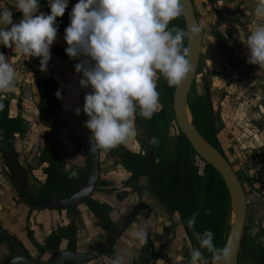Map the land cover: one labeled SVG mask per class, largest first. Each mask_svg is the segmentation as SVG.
<instances>
[{
	"label": "clouds",
	"instance_id": "9594fccd",
	"mask_svg": "<svg viewBox=\"0 0 264 264\" xmlns=\"http://www.w3.org/2000/svg\"><path fill=\"white\" fill-rule=\"evenodd\" d=\"M69 0H48L51 14L40 12L38 0H16V9L23 14L13 23L10 10L0 12V45L13 48L26 56L40 58V70L47 71L51 47L57 39L58 17H63ZM39 14L37 15V13ZM182 0H79L69 13L70 25L65 29L67 55L80 60L75 71L81 74L79 84L91 88L84 97L83 109L89 119L85 127L92 133L91 150L109 151L127 145L137 135V110L146 120L160 111L158 73L171 88L180 87L194 67L190 62L191 48L185 46L201 31L193 24L188 30L170 24L184 15ZM254 15L264 20V0H259ZM11 26L10 28L8 26ZM240 39L249 50L248 63L264 69V23H255ZM19 71L3 52H0V101L13 90ZM56 96L62 99V93ZM0 103V109H3ZM152 138L150 143H156ZM193 213L187 225L193 229L198 247L192 248L190 264H209L202 250L211 254V264H230L232 250L216 247L214 233L195 231ZM141 244L148 233L140 229L132 233ZM171 255V252L169 253ZM112 264H125L117 256ZM157 264H165L160 259Z\"/></svg>",
	"mask_w": 264,
	"mask_h": 264
},
{
	"label": "flooded vegetation",
	"instance_id": "af4514ba",
	"mask_svg": "<svg viewBox=\"0 0 264 264\" xmlns=\"http://www.w3.org/2000/svg\"><path fill=\"white\" fill-rule=\"evenodd\" d=\"M224 1H229V0H224ZM224 1H221V2H224ZM235 1H237V0H235ZM235 1H230V2H235ZM45 2H46V5H47L50 13H51L50 7L48 5V0H45ZM78 2H79V0H77V3ZM193 2L195 5L197 18L199 20L200 15L198 13L195 0H193ZM3 3H4V1L0 0V10L2 7L1 5ZM219 3L220 2H218L217 4H214V5H211L209 3L208 4H209V6H213L216 8V6ZM75 4H76L75 0H69L68 8L66 9L64 16L62 17V20L58 23L59 29H61L64 33H65L66 27H68L70 25L69 13H71ZM39 11L43 12L40 9H39ZM18 13H14L12 17H18L20 15ZM38 14H39V12H38ZM199 24H200V20H199ZM200 27H201V25H200ZM201 30H202V34H203L204 32H203L202 27H201ZM217 33L218 34L216 35V39H215L216 48L218 49V51L223 56H225L227 58V60H229L230 65L233 67V69L231 70V74H230L231 78H229V75H225L223 77L222 83H221V87L222 86L225 87L224 88L225 90H223V92H224L223 96L224 97L223 96L221 97V102H222V98H223L225 112L230 113V111L228 110V106H227L229 101H230V100H228V98L230 97L228 94L231 93V92H229L231 89L230 87H232V85L238 84L240 82L241 83L239 84V86L242 84V82L247 83L249 78H253V80L257 86L263 87L264 86V69H260L258 65H257L258 66V69H257L256 65L248 63V60L245 58L247 56H244L245 51L244 50L242 51L239 48H235L234 45L231 44L230 41L232 40V37H229L228 32H225L224 34L220 33V32H217ZM220 38L222 40H224V43L227 46V48L231 49L233 51V53L235 54V56L228 55L225 52H223L221 50V48H219L218 41L221 40ZM203 44H204V34H203ZM53 46L57 47L55 45H53ZM58 48H61V47H58ZM243 48H244V46H243ZM202 50H203V47H202ZM63 51H65V50H63ZM0 52H3L4 54L6 53L5 46L0 45ZM51 55H53L54 57H59L63 61L64 60L69 61V62L71 61V63H73V64L80 63L79 60H77L78 62H75L74 60H72L70 58H66L60 54L53 52V51H51ZM201 55H202V53H201ZM239 60L241 61V63L239 62ZM240 72H244V73L242 75H240ZM201 73H202V70H201V66L199 63V69L197 72V77ZM46 75L43 76L40 73H36L30 79V83H29L30 95H31V99H32V102L34 105V111L36 113H38L39 115H41L40 117L43 120V124L39 125V126L44 127L46 125V127H44L45 131L43 133L42 146L40 148V154H39L40 162L42 164H45V166L43 165V168H42V177H39L36 174L35 170L32 168V166L29 162L28 156L27 157L24 156V152L20 148L21 144L19 142H21V141L19 139L23 136V133H24V122H23L24 119L22 118L21 113H22V108H25V107L23 106L22 96L20 94L15 93V92H12V93L9 92V93L4 94V95H6L7 100L10 102L9 111H8V118L9 119H20L22 121V130L23 131H22V133L14 134V143H10L8 141H5L6 135H2L1 133H0V139H1V141H3L8 146H15L19 150L21 159L25 162V164L27 165V167L29 168V170L33 174V176L36 178V180L43 185L41 188V191H37V189L34 188V190L36 192H38L37 197L34 198L35 200H44V199H51V198L65 200L67 197H71L76 192L78 187H80L84 184L85 178L87 176L88 160H87L86 154L84 152L85 148H84L81 140L79 139V137L76 135V133L69 131L67 129L66 123H64L63 121L56 120L55 122H53L52 119H54L55 110L57 108H59V109L63 110L64 112L74 116L79 121H81L84 125H85V121L88 118L86 117L85 113L83 116L78 117L73 112L65 110L63 108V106L61 105V99H58L57 102L54 100H53L54 102H51V101H48L44 97L43 88L46 86V82L48 80L49 81L52 80L53 84L56 88V90L53 91V95H52L53 98H57L56 93H57V91H59V86L56 83L55 79L51 76L52 74L50 73L48 76H46ZM38 76L40 78L38 79L37 84H38L39 92L41 94V100L39 103H36L34 96H33V92H32V79L34 77H38ZM197 77H196V79H197ZM159 80H160V76L158 75L157 86L159 84ZM14 86L19 88L22 85L15 82ZM193 89H195V92L193 94H195L196 97H200L203 95L208 96V99H209L210 104L212 106V110L214 112L216 127L218 130V141L220 143V147L222 150L221 155L226 158V160L231 164V166L235 170L236 175L238 176L239 181L242 185V188L245 192L244 175L239 170L236 169V167L234 165V161L235 160L239 161V159L242 158L241 157V155H242L243 158L247 159L245 161L247 163H249V165L254 166V165H257L259 163V164H261V167L264 169V122L262 123L261 120H260V123L257 122V125H256L257 128L250 126L247 129L244 128L243 130H240L239 133L241 132V138H242V140L240 141V145L238 144L239 142H232V139H229V138H228L229 139L228 142H225V145H224L222 140H220V131H221L220 126H219L220 122H219L218 117H217V113H218L217 108H215L216 103L213 102V96H212L213 90L210 89V86L207 83L206 79H203L204 92L202 94L197 95L196 80H195L194 85L191 89L190 96L192 94ZM49 91H50V89H48V92ZM190 96H189V98H190ZM263 97H264V94H263ZM15 100H17L19 102V107H20L21 111H20L19 115H17L16 117H13L11 115V106L13 105V102ZM225 101H226V104H225ZM238 101H241V99L237 97V98H234L233 102L232 101H230V102H232L231 105H234V104L236 105L238 103ZM76 102H77V104L75 106H79V108L83 109V105H84L85 101L83 99L82 100L79 99V100H76ZM160 102H161V109H160V111H158L157 113H155L153 115L151 120H146L143 117L141 119H139L136 116L135 127L137 128L138 135L134 139L130 140L126 146L120 145L119 147L111 149L109 151L99 150V153H100V156H99V175H100V177H99V181L96 185V188H95L93 194L82 204H79L77 206H70L71 203L66 202L65 205L67 204V207L65 209L61 208V209L53 210V211H59V212L67 210V211H70L71 213H73L76 210V208H78L79 206H86L97 217V219H98L97 225L99 226L100 231H103V233H104V237L102 239L103 241L101 243H103L107 237L111 236L118 229L119 225L125 224L124 229L122 230L120 235L113 241V243L109 247V249L106 250L105 252H103L97 259L91 260L87 263H90L92 261H98L102 257H104V258L111 257L112 260L115 259L117 256H119L118 242L121 240L126 241L125 247H126V258H127V262H128L127 264H156L157 259H159V257L162 256L163 254H166L168 256V259L165 261V264H180V262L184 259L185 255H188L191 252L190 242H189V239L187 237V233H186L184 225H183V218L180 214L179 209L172 207L166 200L162 199L159 196L158 191L152 185L151 175L143 174L137 179V181H131V178L133 177V173L129 172L128 170H126L124 168V166L122 165V160L119 157V148L126 150L128 152L134 153L136 155L146 156L148 158V165L150 166V169H149L150 171H152L153 168H155V170L156 169H159V170L163 169L164 167H167V165L169 163H172L174 161V159L177 156L176 151H177V147H178L179 137L182 133L180 130L179 135L175 139L172 138V136H171L170 125L173 122H176L178 124V122L175 118V115L172 119L170 116L169 121L164 120V123L161 125V126H164L163 129L161 128V126L160 127L157 126L156 128H154L150 125V121H153L154 119H156L157 116L163 117V115H165L164 113L166 111L165 110L166 104L162 101V99L160 100ZM219 105H221V103H219ZM222 105H223V102H222ZM217 107H219V106H217ZM169 114H171V112H169ZM173 114H174V109H173ZM59 124L64 125V127L60 133V140H61V143H62V146L64 149L63 154L61 155L62 171L64 174L67 175L68 179L77 181V186H75V188L73 190H70V191L62 190V192L54 189L52 186L47 184L46 180H47V176H48L47 171H48L49 165L46 162H43L41 160L43 150L45 149V146H46L47 136L49 133H51V131H55L56 127ZM88 131L90 132L89 129H88ZM162 133L165 136L161 137ZM226 137H227V135H226ZM152 138H155L157 142L154 144L150 143V140ZM160 139H162V142H163L162 143V151H158L159 152L158 153L155 149H156L158 141ZM67 143L71 145V147H70V150H72L71 154H74L77 158L79 157V155L83 157V162L81 161L82 164L81 165L79 164L80 161L77 162L75 164L74 168H72L73 170H69V171L66 168V166L64 165V161H63V157L66 154ZM192 149H193V147H192ZM193 151H194V153H193L194 166L198 169L200 175H204L206 172V168H207L208 163L203 158H201V156L194 149H193ZM230 155L234 156L235 160L231 159ZM110 161H112V162H110ZM199 161L201 163H203V169H202ZM0 164L2 166H4V168H6L8 173H9L7 166L3 162L1 151H0ZM208 165H210V164H208ZM114 166H117L119 169H122L124 171V173H123L124 178L122 179L121 184H119V183L116 184L113 181L111 182V181L107 180V176L109 177L111 174H113L112 171H113ZM9 176H10V173H9ZM221 177H222V175H221ZM10 178H11V176H10ZM11 180H12V178H11ZM224 182H225V180H224ZM12 183H13V186L15 188V184H14L13 180H12ZM106 184H107V187L110 188V189H108L110 191V193H113V195H115L117 201L119 202L117 204V206H113V205H110V204H107L104 202H99L93 198L95 193H97L100 190V188L105 187ZM142 189H143V193L141 196V190ZM15 190H16V188H15ZM16 192H17V190H16ZM150 193H152L153 196L156 198L157 205L160 204L159 206H157V205L155 206L151 202L149 203V199L151 198V200H152V196H150ZM230 195H231V193H230ZM245 195H246V199H247L246 192H245ZM17 199H19V200L23 201L25 204H27L31 211L47 210V209H39L36 207L29 206V204L19 195L18 192H17ZM90 200H93V201L100 203V204L107 205L110 208L109 218H110L112 226L109 228V230L105 228V225L103 224V222H101V219L89 207L88 203ZM163 205L166 206L165 210L163 209ZM157 209L161 210V212H162L161 215L157 213ZM232 212H233V206H232ZM231 217H232V213H231ZM230 223H231V219H230ZM247 224H248V201H247V219H246V226H245L244 235H245V233L249 232ZM71 226H75V228H76V236L74 239L76 249L74 251H70L68 249V244H69L70 239H69V237H67V238L62 240L60 248L57 252H60V251H69V252L79 251L78 247H77V227H76L75 222H70L68 225H65L62 228L66 229V228L71 227ZM0 228H2V227L0 226ZM140 229H143L148 233V240L144 244H141L132 235L133 232L138 231ZM186 241L188 243L189 251L184 252L183 249H185L184 244ZM257 241H259L258 238H257ZM1 242H4V241H1ZM64 242L67 243L65 248L63 247ZM5 244H7V243H5ZM100 244H97V246L95 248H97ZM45 246H46V242H45ZM44 247H42V248L38 247L40 249V252L42 255H40L39 258H35V259H41L43 257V254H45V253H48L50 255L55 253V252H42V249ZM241 250H242V246H241ZM11 252L13 253L12 248H11ZM170 252H171V255L169 254ZM12 253H11V255H12ZM240 256H241V252H240ZM240 256H239V258H240ZM30 257H32V256H30ZM87 263H83V264H87ZM68 264H73V263H68ZM104 264H112V261H108V263H104ZM238 264H239V261H238Z\"/></svg>",
	"mask_w": 264,
	"mask_h": 264
},
{
	"label": "trees",
	"instance_id": "16d2710c",
	"mask_svg": "<svg viewBox=\"0 0 264 264\" xmlns=\"http://www.w3.org/2000/svg\"><path fill=\"white\" fill-rule=\"evenodd\" d=\"M209 4L214 5L224 0H206ZM235 1V0H229ZM0 12L7 9L12 13H17L10 4H4ZM62 20V17L57 18V23ZM176 25L186 30V24L183 15L171 22L170 27ZM221 39V38H220ZM185 46H188V39L185 38ZM218 46L223 52L228 55L235 56L233 51L224 43V40L218 41ZM51 51L60 54L66 58H70L65 51L58 47H51ZM72 59V58H70ZM74 60V59H72ZM78 62L77 60H74ZM241 63V61L239 60ZM157 91L160 92V98L166 104L165 115L157 116L156 119L150 121V125L154 128L161 126L164 120L169 121L174 117L173 114V98L176 88L168 86L165 78L160 75ZM48 89L50 91L48 92ZM56 88L53 81H47L43 88L44 97L51 102L58 101V98H53V91ZM195 89L189 98V108L193 118L194 126L199 134L220 154L222 153L220 143L218 141V130L216 127L214 112L207 95L196 97ZM4 95V94H2ZM6 96V95H5ZM160 99V100H161ZM54 100V101H53ZM3 103V109H0V133L6 135V140L14 143V134L22 133V121L20 119H9L8 111L10 102L6 99L0 101ZM168 109V110H167ZM171 112V114H169ZM136 116L141 119L139 110ZM156 116V115H155ZM64 125L59 124L55 131H51L46 139V146L43 150L42 161L46 162L48 167L47 184L54 189L73 190L77 186L76 180L68 179L67 175L62 171L61 155L63 154V146L60 140V133ZM164 126H161L163 129ZM165 136L163 133L161 137ZM162 139L158 141L156 151H162ZM159 153V152H158ZM177 156L172 163L163 169L153 168L150 171L148 158L142 155H136L126 150L119 148V157L122 160V165L126 170L133 173L131 181L143 175H151L152 185L158 191L159 196L166 200L172 207L178 208L183 218V225L190 242L191 249L198 247V242L193 235V229L187 225V221L192 217L193 213H198L195 223V231L203 233L205 230H210L214 233V244L216 247L223 248L226 245L229 230L230 219L232 224V199L230 191L223 178L217 170L207 164L206 172L200 175L198 169L193 162V149L184 134L181 133L178 141ZM89 207L101 219L105 228L109 230L112 226L109 218L110 208L107 205L97 203L90 200ZM233 214V213H232ZM75 226L66 229H59L52 234L46 241V246L42 252H57L60 248L63 239L69 237L70 241L68 249L74 251L75 248ZM205 257L211 264V254L206 250H202ZM191 255H185L180 264H190ZM239 264H264V245H258L257 238L251 233H245L242 242L241 256Z\"/></svg>",
	"mask_w": 264,
	"mask_h": 264
},
{
	"label": "water",
	"instance_id": "95a60500",
	"mask_svg": "<svg viewBox=\"0 0 264 264\" xmlns=\"http://www.w3.org/2000/svg\"><path fill=\"white\" fill-rule=\"evenodd\" d=\"M38 3L40 5L41 11L46 14H51L45 0H38ZM75 3H77V0H75ZM182 3L184 4L185 9L183 17L186 24V30H188L193 24H196L201 29L193 0H182ZM22 19L23 16L12 17L13 23H19ZM8 27L10 28L11 26L9 25ZM64 35L65 33L58 28L57 40L65 45V47H61L63 50L68 47L66 41L64 40ZM188 47L191 48L190 62L193 64L194 70L185 80V82L175 90L173 99L174 115L181 132L188 139L193 149L222 175L229 187L233 210L234 204L236 205V219L233 225L230 223V230L225 246L229 247L233 253L230 264H238L247 219V199L239 178L231 164L199 134L196 127L194 126L193 118L189 108V96L197 77L201 59L203 47L202 30L197 34L196 37L193 38L191 42L188 40ZM39 78L40 77L38 76L32 79V92L36 103H39L41 100V94L37 84ZM187 113L192 119V124L187 122ZM56 120L63 121L66 123L67 129L69 131L76 133L85 148L84 152L88 160L87 176L85 178L84 184L78 187L76 192L71 197H67L65 200L55 198L35 200L34 198L37 197L38 192H36L34 188H36L37 191H41L43 185L36 180L25 162L21 159L19 150L15 146H8L0 139V151L3 162L9 170L17 192L29 204V206L39 209H65L67 207V204L65 205L66 202H70V206L82 204L93 194L100 177V153L99 150L96 152L91 150L90 146L92 142V134L81 121L59 108L55 110L54 119H52L53 122ZM142 193L143 189L141 190V196ZM150 196H152V200L150 198L149 203L151 202L156 206V198L152 193H150ZM165 207L166 206L163 205L164 210ZM157 213L161 215L162 212L161 210L157 209ZM124 227L125 224L119 225L118 229L111 236L107 237L103 243H101L97 248L89 250L88 252L60 251L53 253L48 258L41 259L30 257L25 251L22 243L15 236L0 228V240L7 243V245L13 249L12 255L6 258L3 264L87 263L91 260L97 259L103 252L108 250L113 241L120 235ZM160 259L165 262L168 259V256L163 254L157 260Z\"/></svg>",
	"mask_w": 264,
	"mask_h": 264
},
{
	"label": "rangeland",
	"instance_id": "374dc122",
	"mask_svg": "<svg viewBox=\"0 0 264 264\" xmlns=\"http://www.w3.org/2000/svg\"><path fill=\"white\" fill-rule=\"evenodd\" d=\"M250 1L253 2L256 6L259 2V0H237L233 3H230L228 1L229 3H226L229 7L227 5L225 7L217 5V7L215 8L213 6H208L205 3H202V0H195L197 10L200 15V25L204 32V44L200 59L202 73L199 74L196 79L197 95L204 92L203 79H206L207 83L210 86V89L213 90V102L216 103L215 108H217V117L220 122V140H222L224 145L225 142H228L229 139H232V142H239L238 144L240 145V141L242 140L241 132L239 133L240 130H243L244 128L247 129L250 126L256 127L257 122L260 123V120L262 123L264 122V86H257L253 78H249L247 83L242 82L240 86L239 84L241 82L230 87L231 89L229 92L231 93L228 94L230 96L228 100L233 102L234 98L238 97L241 99V101H238L236 105H231L232 102L229 101L227 106L230 113L225 112L223 98V105L221 102V97L224 95L223 90H225V87H221L222 79L225 75H229V78H231L230 74L233 67L230 65L229 60H227V58L223 56L216 48L215 39L218 33L215 31L216 27H214V21H217L218 15L223 14L222 12H224L226 16L229 15V17H231L230 19L235 24H241V22L244 21L248 22L252 27H254L255 23L257 22L264 23V20L257 21V18L255 17L254 10L256 7L251 12V9H246L245 11H243L244 15L240 13L239 9L242 6H245L246 3H249ZM19 16H23V14H20ZM233 34V31H228L229 37H232ZM51 56L53 60L49 61L48 66H53L49 69L54 70V72L52 73V77L55 79L56 83L59 86V91L62 93L61 105H68L67 100L70 102H72L74 99L84 100L86 92H90L91 88L86 90L80 86L79 80L81 79V74L76 73V64L71 63V61L69 62L66 60L63 61L62 59H56L53 55ZM56 63L61 65H58ZM256 68L258 69L257 65ZM34 71H36V68L34 69ZM243 73L244 72H240V75H242ZM18 94L22 96V101L25 103L24 107L26 108V110L29 109L30 111L29 116L26 115V120L28 122V132L32 131L34 125H36L38 129H41V127L39 126L43 124V120L41 119V117H38V119H34V117L32 116L33 111L31 110V108L34 109V105L30 95V86L26 87L25 92H22V90H20ZM75 103L77 104V102ZM219 103H221V105H219ZM71 105L74 104L71 103ZM74 106L71 112L77 115L75 109L79 106H76L75 108ZM83 115L84 113L83 111H81V113L77 116L81 117ZM44 127H46V125ZM170 133L172 138L174 139L179 135L180 128L176 122H173L170 125ZM230 157L231 159L235 160L234 156L230 155ZM241 157V159L238 158L239 161H234V165L236 169L244 175L245 178L244 189L247 194L248 201L247 227L248 231L259 239L258 244L263 245L264 169L259 163L254 166L249 165V163L245 161L247 159L243 158L242 155ZM199 163L203 169V163H201L200 161ZM42 168L43 166L41 164H37V168L34 169L39 177H42ZM112 172L113 174L108 177L110 181H113L116 184H121L122 179L124 178V171L122 169H119L117 166H114ZM184 245L185 249H183V251H189L187 241Z\"/></svg>",
	"mask_w": 264,
	"mask_h": 264
},
{
	"label": "crops",
	"instance_id": "0c3cea01",
	"mask_svg": "<svg viewBox=\"0 0 264 264\" xmlns=\"http://www.w3.org/2000/svg\"><path fill=\"white\" fill-rule=\"evenodd\" d=\"M2 1H4V3L1 5L2 7L5 6L4 4L6 3L10 4L12 8L17 11V13L19 12L18 14L22 15V13L16 9V0ZM226 2L228 1L220 2L218 5L225 7L227 5ZM202 3H205L209 6L206 0H202ZM255 7L256 5L250 1L249 3H246L245 6H242L239 10L240 13L244 15L243 11H245L246 9H251V12ZM222 13L223 14L218 15L217 21H214V27H216L215 31L223 34L228 31H233L234 34L232 36L233 39L230 41L231 44L234 45L235 48H239L242 51L244 50V56L248 57L249 50L247 49L245 44L241 42L240 35L241 32L248 33L250 35L249 29L252 28L251 24L244 21H242L241 24H235L232 22L229 15L226 16L224 12ZM5 50L6 57L11 60L12 64L19 71L16 83L22 85V88L14 86L13 90L10 93L15 92L18 94L20 90H22V92H25L26 87H29V79H31L36 73H40L43 76L47 74L46 76H48V74H52L54 72V70L49 69L53 66H48L47 71H41L40 58L32 57L27 59L26 56L22 55L18 51H15L14 47H5ZM247 57L245 58L248 59ZM55 58L61 59L59 57ZM51 60H53L52 56ZM35 68L36 71H34ZM76 100L77 99H74L72 102L67 100L68 105L63 106V108L67 111H71L73 109V106L76 105ZM71 103L74 105H71ZM23 106H25L24 102ZM75 107L76 106H74V108ZM31 110L33 111L32 116L34 117V119H38V117L41 116L36 113L33 108H31ZM20 111L21 109L19 107V102L15 100L13 102V105L11 106V115L13 117H16L17 115H19ZM29 112V109L26 110V108H22L21 116L24 119V133L23 136L19 139L21 141L19 143L21 144L20 148L23 150L24 156H28L32 168L35 169L37 168V164L45 166V164H42L39 160L40 148L42 146L43 133L45 129L41 126V129H38L37 126L34 125L32 131L28 132V122L26 120V115L29 116ZM86 117L88 118L87 115ZM70 147L71 145L67 143L66 154L63 157L64 165L66 166L68 171L73 170L72 168H74L77 162L80 161V165L83 162L82 156L79 155V157L77 158L74 154H71L72 150H70ZM107 180L110 181L108 176ZM108 189L110 188L107 187L106 184L105 187L100 188V190L95 193L93 198L96 201L117 206L119 202L117 201L115 195H113V193H110ZM70 222H75L77 227V247L79 251L87 252L89 250H92L97 246V244H100L103 241L102 239L104 237V233L103 231H100V228L97 225L98 219L94 215V213H92L86 206H79L73 213L67 210L61 212L53 210L31 211L27 204L17 199V192L13 186L9 173L7 169L0 164V226L11 233L13 236H15L23 244L25 250L30 256L39 258V256L42 254L38 247H44L48 237L57 232L60 228L68 225ZM125 243V240H121L118 242V252L119 256L124 257L125 264H127L128 262L126 258ZM66 245L67 243L64 242L63 247L65 248ZM11 253V248L4 242L0 241V264H3L4 260H6V258H8ZM49 256L51 255L45 253L43 254L42 258H48ZM108 261H112L111 257H102L98 261H92L87 264H104L108 263Z\"/></svg>",
	"mask_w": 264,
	"mask_h": 264
},
{
	"label": "bare ground",
	"instance_id": "6f19581e",
	"mask_svg": "<svg viewBox=\"0 0 264 264\" xmlns=\"http://www.w3.org/2000/svg\"><path fill=\"white\" fill-rule=\"evenodd\" d=\"M53 45H55V46H60V47H65V45H64L62 42L58 41L57 39H56V41L54 42ZM187 122H188L189 124H192V119H191V117H190V115H189L188 113H187ZM201 158H202V157H201ZM233 214H234V215H233ZM233 214H232V224H231V225L234 224L235 219H236V205H235V204H234Z\"/></svg>",
	"mask_w": 264,
	"mask_h": 264
}]
</instances>
